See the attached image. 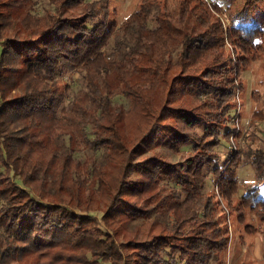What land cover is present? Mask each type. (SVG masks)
<instances>
[{
    "label": "trees",
    "instance_id": "1",
    "mask_svg": "<svg viewBox=\"0 0 264 264\" xmlns=\"http://www.w3.org/2000/svg\"><path fill=\"white\" fill-rule=\"evenodd\" d=\"M226 1L140 0L117 28L108 0H0V264H217L223 202L242 239L264 242V140L217 151L236 135L241 76L264 58V0ZM64 64L83 84L69 107ZM80 144L101 161L75 158ZM163 145L191 149L173 163ZM140 148L152 152L137 161Z\"/></svg>",
    "mask_w": 264,
    "mask_h": 264
},
{
    "label": "rangeland",
    "instance_id": "2",
    "mask_svg": "<svg viewBox=\"0 0 264 264\" xmlns=\"http://www.w3.org/2000/svg\"><path fill=\"white\" fill-rule=\"evenodd\" d=\"M91 1V0H85ZM110 8L115 10V14H112V20L117 22V28L120 27L122 21H124L134 10L139 6L140 0H108ZM179 0H168L171 7L175 6ZM210 1V0H208ZM221 3L224 10L228 5L226 0H213ZM37 14H43L42 5H38L36 8ZM225 26L230 24L229 16L224 11L220 15ZM113 43V40H111ZM264 43V38H263ZM232 48L227 45L225 52L231 53ZM58 76L63 85H68L70 90L68 92L67 98L64 102L65 107H69L74 97L78 94L82 88V76L78 68L71 66L69 64H64L63 68L59 71ZM241 81L244 86V90L238 93L236 99L237 116L239 121H236V135L226 141L222 142L217 148V151L221 154V162H223L227 156L245 147L246 135L248 133H253L257 135L260 139L264 140V58L260 61H256L249 66L248 71L244 72L241 76ZM256 92L259 94V100L256 101L253 98L252 93ZM113 102L116 104H122L126 109L129 107V99L124 95H118L113 98ZM262 111L263 118L258 116H253L254 112ZM232 114L234 111L231 112ZM234 124V120H233ZM232 124V127L234 126ZM191 149L190 145H180L178 149L173 146L163 145L157 149L165 153L171 162L181 163L185 159L183 152H187ZM152 151L138 149L137 151V161H140L141 156L148 155ZM94 156L97 160L102 159L101 152H96L93 148H89L84 144H80L74 150V157L84 161L87 157ZM238 177L240 181V186L249 183L253 180L254 170L251 166L245 165L238 169ZM138 177V174H134L132 179ZM20 183L19 181H17ZM166 184L167 187L178 189L179 186L174 183H168L167 180H163L161 184ZM206 191L212 193L215 190L213 178L211 175L207 178ZM145 198L148 194L145 192L143 195ZM238 197H235V202ZM152 204H146V208L151 207ZM223 212H220L219 216L223 223H227V230L229 236L228 249L222 253L221 261L217 264H264V242L263 236L256 234L253 236H246L242 239L240 236L243 233V226L237 221V213L226 207V202L222 203ZM263 207V205H262ZM261 207V208H262ZM99 216L102 227L105 229V225L101 220V212L96 213ZM155 215V214H154ZM153 215V216H154ZM246 223H252L258 225V216L255 213H246ZM142 220L135 219L131 220L127 224V229L133 231L138 229L139 225L142 224ZM226 226V225H225ZM119 241H123L120 237ZM15 264V263H14Z\"/></svg>",
    "mask_w": 264,
    "mask_h": 264
}]
</instances>
